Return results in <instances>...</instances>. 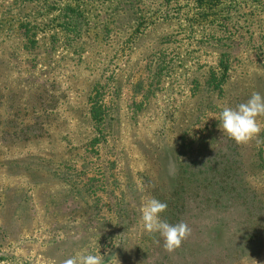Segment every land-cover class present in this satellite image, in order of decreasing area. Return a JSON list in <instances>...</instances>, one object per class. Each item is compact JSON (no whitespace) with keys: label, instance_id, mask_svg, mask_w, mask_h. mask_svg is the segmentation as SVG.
Returning a JSON list of instances; mask_svg holds the SVG:
<instances>
[{"label":"rangeland","instance_id":"374dc122","mask_svg":"<svg viewBox=\"0 0 264 264\" xmlns=\"http://www.w3.org/2000/svg\"><path fill=\"white\" fill-rule=\"evenodd\" d=\"M207 14L195 0H0V264H264L256 143L219 129L224 106L264 96V0ZM220 53L217 94L205 81ZM39 149L62 169L33 164ZM150 197L192 229L175 252L143 229Z\"/></svg>","mask_w":264,"mask_h":264},{"label":"clouds","instance_id":"9594fccd","mask_svg":"<svg viewBox=\"0 0 264 264\" xmlns=\"http://www.w3.org/2000/svg\"><path fill=\"white\" fill-rule=\"evenodd\" d=\"M261 117H264V96L259 92H253L246 102L234 108L229 106L222 108L219 116V129L238 145H248L255 141L259 148L264 145V139L259 138L261 131L264 130L259 119ZM167 209L166 202L150 197L140 209L141 222L147 233H158L163 238L165 251L172 253L191 236L192 229L184 221L171 224L162 219V214ZM105 255L77 254L65 259L63 264H106Z\"/></svg>","mask_w":264,"mask_h":264},{"label":"trees","instance_id":"16d2710c","mask_svg":"<svg viewBox=\"0 0 264 264\" xmlns=\"http://www.w3.org/2000/svg\"><path fill=\"white\" fill-rule=\"evenodd\" d=\"M220 1H222V0H195V8L198 11H200L201 13H208L209 14V12L214 10V7L216 5H218V3H220ZM76 11L77 10L69 8V7L65 8L63 10V12H64L63 17H64L65 21L63 23L65 26V29L69 30L70 32L75 30V32L77 33L76 23L75 24L72 23V20L75 19L73 14L76 13ZM208 14L206 15V18L208 16ZM211 40H213L217 44H221L223 42L222 38H216L215 35L209 37V39H207L206 41H211ZM203 42H205V41L203 40ZM226 57H227L226 54L220 53L219 58H218V62H217V66L211 68L207 72V76H206L205 83H206L207 88H209L212 92L216 91L217 94H220L222 92V89L227 82V75L229 73V70L231 69V58L228 61L226 59ZM150 61L152 62V60H150ZM153 62H156L158 65H162V67H165L167 65L165 60H161L160 57L154 58ZM161 71H162V69H161ZM194 85H195V87H198L197 84H194ZM100 102L102 103L101 100H100ZM91 106H92L91 111H90L91 116L94 119L99 118L101 116L100 110H99V107H102L101 104L93 101L91 103ZM262 132L263 131H261L260 136H262ZM37 147H39V146H36L35 148H37ZM31 148H33V147H31ZM26 149H28V148H26ZM71 149L72 148L69 149L70 152L67 154V156L69 158V161H72L74 163V161H76V156L72 152L73 150H71ZM28 151L29 150H27L26 152L28 153ZM44 151L45 150H40V151L35 153L37 155L34 156L35 162H33V164L39 165L41 167H44V166L45 167H51L53 164V166H52L53 171H58L59 169H62L61 165L63 164V162L58 161V162L54 163V161H56V160H54L52 158H48L47 153ZM251 152H252V156L254 158V161L251 164V174L254 170L256 172V176H258V178H259V184H262V183H264L263 147L260 146L258 148L257 146H253L251 148ZM259 184H256L255 182H251V192L254 193L257 190L262 189L263 186L259 185ZM86 192L88 193L89 190L86 189Z\"/></svg>","mask_w":264,"mask_h":264}]
</instances>
